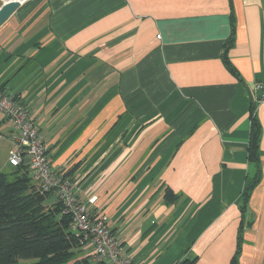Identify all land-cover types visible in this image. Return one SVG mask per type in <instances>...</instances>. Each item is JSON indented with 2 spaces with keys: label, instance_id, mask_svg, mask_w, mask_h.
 I'll return each mask as SVG.
<instances>
[{
  "label": "crops",
  "instance_id": "obj_1",
  "mask_svg": "<svg viewBox=\"0 0 264 264\" xmlns=\"http://www.w3.org/2000/svg\"><path fill=\"white\" fill-rule=\"evenodd\" d=\"M257 83L264 0H24L0 27V88L134 264H264Z\"/></svg>",
  "mask_w": 264,
  "mask_h": 264
},
{
  "label": "trees",
  "instance_id": "obj_2",
  "mask_svg": "<svg viewBox=\"0 0 264 264\" xmlns=\"http://www.w3.org/2000/svg\"><path fill=\"white\" fill-rule=\"evenodd\" d=\"M233 39L227 44L223 62L235 72L227 56ZM251 123L248 151L249 159L255 161L259 157L260 128L254 109ZM249 190L244 193V202ZM48 196L39 190L27 166L12 167L9 174L0 172V264H93L71 231L70 216L56 200L48 206ZM176 199L166 195L169 203ZM196 262V258H185L178 264ZM231 264H237V255Z\"/></svg>",
  "mask_w": 264,
  "mask_h": 264
},
{
  "label": "built area",
  "instance_id": "obj_3",
  "mask_svg": "<svg viewBox=\"0 0 264 264\" xmlns=\"http://www.w3.org/2000/svg\"><path fill=\"white\" fill-rule=\"evenodd\" d=\"M257 101L264 106V84L255 86ZM0 115L10 122L8 137L14 143L8 164L27 166L42 193L52 194L61 203L63 213L71 218L70 228L93 264H134L111 230L104 215H92L76 194V185L65 175L55 173L48 158L47 146L27 107L15 96L0 88ZM3 138V135H0ZM95 197L89 200L94 203Z\"/></svg>",
  "mask_w": 264,
  "mask_h": 264
},
{
  "label": "rangeland",
  "instance_id": "obj_4",
  "mask_svg": "<svg viewBox=\"0 0 264 264\" xmlns=\"http://www.w3.org/2000/svg\"><path fill=\"white\" fill-rule=\"evenodd\" d=\"M14 148V143L8 135L3 134V138H0V172L11 173L12 167L8 164V159L11 151ZM50 195V194H49ZM48 200L46 204L48 205ZM84 254L88 255V251L84 249Z\"/></svg>",
  "mask_w": 264,
  "mask_h": 264
},
{
  "label": "water",
  "instance_id": "obj_5",
  "mask_svg": "<svg viewBox=\"0 0 264 264\" xmlns=\"http://www.w3.org/2000/svg\"><path fill=\"white\" fill-rule=\"evenodd\" d=\"M5 4L0 9V27L15 13L24 0H4Z\"/></svg>",
  "mask_w": 264,
  "mask_h": 264
}]
</instances>
